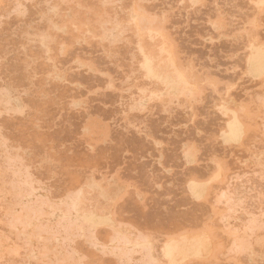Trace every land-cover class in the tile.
I'll return each instance as SVG.
<instances>
[{
  "label": "rangeland",
  "instance_id": "374dc122",
  "mask_svg": "<svg viewBox=\"0 0 264 264\" xmlns=\"http://www.w3.org/2000/svg\"><path fill=\"white\" fill-rule=\"evenodd\" d=\"M0 264H264V0H0Z\"/></svg>",
  "mask_w": 264,
  "mask_h": 264
},
{
  "label": "bare ground",
  "instance_id": "6f19581e",
  "mask_svg": "<svg viewBox=\"0 0 264 264\" xmlns=\"http://www.w3.org/2000/svg\"><path fill=\"white\" fill-rule=\"evenodd\" d=\"M133 19H134V18H133ZM142 21H143V20H142ZM139 27H140V26H139ZM163 39H164V38H163ZM253 47H254V46H253ZM162 51H163V50H162ZM170 55H171V54H170ZM149 63H150V62H149ZM174 63H175V62H174ZM174 65H175V64H174ZM251 65L254 66V64H251ZM147 66H148V65H147ZM175 66H176V65H175ZM256 67H257V66H256ZM146 68H147V67H146ZM254 68H255V66H254ZM251 69H252V67H251ZM176 71L178 72V70H176ZM150 72H151V71H149V73H150ZM177 72H176V73H177ZM180 73H181V72H180ZM151 74L153 75V73H151ZM151 74H150V75H151ZM152 77H153V76H152ZM174 77H175V76H174ZM152 79H153V78H152ZM177 84H178V83H177ZM187 85H188V84H187ZM174 90H175V89H174ZM233 112H234V111H233ZM235 114H236V113H235ZM236 122H237L236 124H239V123H238V120H237ZM231 126H232V125H231ZM231 126H230V127H231ZM237 126H238V125H237ZM240 126H242V125H240ZM240 126H238V128H239ZM234 127H235V126H234ZM231 128H232V127H231ZM236 128H237V127H236ZM229 129H230V128H229ZM240 129H241V127H240ZM238 130H239V129H238ZM230 132H232V131H230ZM230 132H229V135L232 134V133L230 134ZM233 132H234V131H233ZM235 134H236V133H234V135H235ZM228 142H229V141H228ZM219 172H220V171H219ZM195 184H196V183H195ZM90 218H92V217H90ZM87 219H88V218H87ZM92 219H93V218H92ZM92 219H91V220H92ZM197 238H198V237H197ZM202 238H203V237H202ZM200 239H201V238H200ZM185 241H186V240H185ZM196 241H198V240H196ZM198 242H200V241H198ZM204 242H205V240H204ZM196 243H197V242H196ZM196 243H195V244H196ZM197 244H198V243H197ZM205 244H206V243H205ZM202 245H203V242H202ZM206 245H207V244H206ZM189 246H190V245H189ZM191 246H192V245H191ZM200 246H201V245H200ZM201 247H202V246H201ZM168 248H169V247H168ZM188 248H189V247H188ZM196 248L201 249L200 247H198V245H197ZM170 249H172V248L170 247ZM182 249H183V248H182ZM199 249H198V250H199ZM203 249H205V248H203ZM192 252H193V251H192ZM201 252H202V251H201ZM201 252H200V253H201ZM203 254H204V253H203ZM170 255H171V254H170ZM170 257H171V256H170ZM186 257H187V256H186ZM204 259H205V258H204ZM185 260H186V259H185ZM199 260H200V259H199Z\"/></svg>",
  "mask_w": 264,
  "mask_h": 264
}]
</instances>
